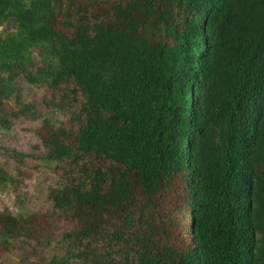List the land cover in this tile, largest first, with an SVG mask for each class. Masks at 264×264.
Segmentation results:
<instances>
[{
	"label": "trees",
	"instance_id": "obj_1",
	"mask_svg": "<svg viewBox=\"0 0 264 264\" xmlns=\"http://www.w3.org/2000/svg\"><path fill=\"white\" fill-rule=\"evenodd\" d=\"M0 27V130L17 79L75 94L37 135L50 213L0 212V253L54 214L46 264H264V0H0Z\"/></svg>",
	"mask_w": 264,
	"mask_h": 264
},
{
	"label": "rangeland",
	"instance_id": "obj_2",
	"mask_svg": "<svg viewBox=\"0 0 264 264\" xmlns=\"http://www.w3.org/2000/svg\"><path fill=\"white\" fill-rule=\"evenodd\" d=\"M63 87L47 89L16 80L14 89L19 104L13 97L7 102V108H11L16 118L10 120L8 130H0V166L17 183L0 188V212L7 211L14 216L50 213L47 196L51 189L59 187L61 169L59 165H45L36 159L41 152L37 135L42 132V120H47L54 128L72 126L70 117L75 108V94ZM23 106L30 111L21 112ZM12 152L25 158L16 157ZM50 216L47 219L43 215L44 218L36 220V229L50 241L47 248L41 247L42 237L10 242L0 253V264H46L49 257L58 255L61 248L55 236L72 226L54 214Z\"/></svg>",
	"mask_w": 264,
	"mask_h": 264
}]
</instances>
